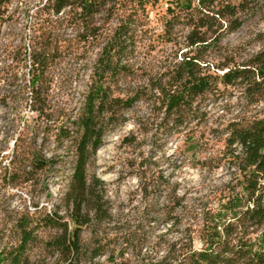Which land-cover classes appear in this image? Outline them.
<instances>
[{
  "label": "trees",
  "instance_id": "obj_1",
  "mask_svg": "<svg viewBox=\"0 0 264 264\" xmlns=\"http://www.w3.org/2000/svg\"><path fill=\"white\" fill-rule=\"evenodd\" d=\"M160 1L46 0L33 17L28 50H0V58L12 61L0 66V84L10 89L0 96V103L6 104L12 96L29 102L43 123H50L57 147L68 145L62 159L70 166L59 205L48 210L34 203L32 212L5 216L0 224V264H46L47 259L53 260L50 264H100L96 259L106 255L101 227L112 214L103 182L89 169L107 134L127 122V111L143 103L157 114L153 136L170 138L184 132L188 139L192 124L206 119L203 99L231 91L240 93L246 110L221 130L223 149L216 158L232 170V178L217 206H187L169 188L165 215L174 220L172 227H183L179 237L156 243L150 254L137 248L133 260L124 258L129 241L124 239L117 254L120 261L113 253L107 260L112 264H264V44L244 60L228 56L215 63L208 60L209 50L217 48L225 34L239 30L251 18L264 20V0H167L163 33L142 31L150 26V14ZM10 3L0 0V29L10 19L6 17ZM67 9L69 21L80 30L78 43L105 41L78 115L56 124L45 111V79L63 48L55 32L58 20L52 17ZM101 12L114 15L118 22L107 38L94 24ZM181 25L187 32L178 36L176 27ZM260 38L264 41V35ZM158 42L177 50L173 56L145 64ZM9 76L20 82H8ZM11 152L3 180L12 185L19 180L31 183L36 175L41 179L60 163L35 149L21 151L18 140ZM140 191L147 197L148 185L142 184Z\"/></svg>",
  "mask_w": 264,
  "mask_h": 264
},
{
  "label": "rangeland",
  "instance_id": "obj_2",
  "mask_svg": "<svg viewBox=\"0 0 264 264\" xmlns=\"http://www.w3.org/2000/svg\"><path fill=\"white\" fill-rule=\"evenodd\" d=\"M45 2L11 0L6 13L10 19L0 29L1 51L15 52L23 47L28 50L33 17ZM166 8L167 0H161L150 14V26L141 30L148 28L154 35L162 34ZM67 12L68 9L52 17L58 20L55 32L63 41V48L56 53L45 79V111L52 115L56 124L63 118L78 115L83 96L91 82L93 65L105 41L78 43L76 35L80 30L73 21H69ZM41 24L48 25L47 22ZM94 24L100 27L102 37L107 38L118 22L114 15L101 12L95 16ZM176 31L181 36L187 29L181 25L176 27ZM260 35H264V20L251 18L239 30L225 34L219 46L209 50L208 60L215 63L225 56L244 60L261 49L264 41ZM176 50L172 44L158 42L144 63L152 64L153 58L173 56ZM11 63L7 57L0 58V66ZM8 80L15 84L20 82L10 76ZM1 84L0 96L7 94L5 90H10ZM29 104L18 102L13 96L7 99L6 104L0 103V224L7 214L25 210L32 212L34 203L48 210L59 205L69 180L70 166L62 159L68 145L57 147L50 135V123L44 124L43 118H39ZM202 108L206 119L192 124L193 130L188 133L189 140L184 132L170 138L159 133L153 136V123L157 114H153V110L143 103L127 111V122L104 138L102 147L92 160L89 174L103 182L112 219L101 227L106 255L97 258L96 262L112 264L107 260L112 253L115 261L119 262L117 254H120L124 239L129 240L128 247H124L127 249L124 258L133 260L137 248H141L143 255L150 254L154 246H158L156 243L162 244L179 237L178 230L183 227H172L174 220L169 221L165 215L169 188L175 189L176 195L183 197L187 206L198 203L217 206V199L232 178V170L216 158L220 159L219 153L223 149L221 130L229 120L243 114L246 108L240 93L232 91L224 95L206 96ZM16 140L21 151L35 149L48 158L57 157L56 161L60 163L41 179L36 175L31 183H20L19 180L17 185L10 184L3 177ZM216 164L220 165L216 167ZM142 184L148 185L147 197L140 191ZM84 237L88 240L90 235ZM196 247H199L198 244ZM36 252L39 253L38 250ZM52 261L47 259L46 264Z\"/></svg>",
  "mask_w": 264,
  "mask_h": 264
}]
</instances>
